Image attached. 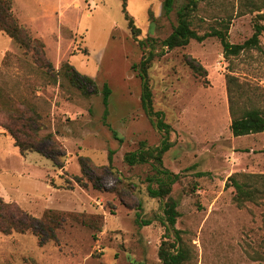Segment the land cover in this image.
<instances>
[{
	"label": "rangeland",
	"instance_id": "1",
	"mask_svg": "<svg viewBox=\"0 0 264 264\" xmlns=\"http://www.w3.org/2000/svg\"><path fill=\"white\" fill-rule=\"evenodd\" d=\"M12 1L19 22L44 43L55 71L67 61L92 77L98 91L85 95L61 74L53 82L31 52L0 32V86L12 99L27 98L37 106L47 125L44 132H52L65 152L61 167L37 152L21 153L0 127V196L35 217L53 208L102 216L103 224L93 230L68 220L55 239L43 244L31 232H0V264H163L161 240L173 236L158 219L163 200L146 191V179L154 172L150 163L123 161L140 143L154 148L162 140L169 143L162 166L179 175L171 196L179 213L181 264H264V196L239 205L229 180L233 176L263 188L264 182L249 176L264 174V134L232 136L226 83L232 75L245 89L264 92V52L249 49L224 58L216 37L191 39L165 52L161 41L171 33L184 0H175L168 15L162 0H126L143 45L131 35L122 0ZM252 1L260 11L249 10L251 0L202 1L192 27L202 33L227 17L228 40L242 43L255 22L264 25V0ZM259 41L264 50V32ZM151 47L147 83L152 108L161 111L168 133L156 127L155 116L141 103L138 65ZM186 57L195 58L206 75L193 73ZM103 83L111 90L108 125L102 120ZM250 98L264 105V95L250 93ZM109 150L112 170L105 166ZM81 158L97 167L101 187L82 175ZM136 213L148 224L136 222Z\"/></svg>",
	"mask_w": 264,
	"mask_h": 264
},
{
	"label": "trees",
	"instance_id": "2",
	"mask_svg": "<svg viewBox=\"0 0 264 264\" xmlns=\"http://www.w3.org/2000/svg\"><path fill=\"white\" fill-rule=\"evenodd\" d=\"M202 1L206 0H184L177 7L176 24L173 26L171 33L161 41L165 52L176 47H184L191 39L202 42L208 37H216L218 39L224 58L237 56L249 49L264 52L259 41L260 34L264 32V25L259 22L253 24L251 36L242 43H232L228 40L231 19L227 17L214 20V23L209 24L204 32L199 33L192 25L194 14L199 10V5ZM125 2L126 0H122V9L128 22V28L138 44L143 45L145 42L137 39L140 29L135 26L133 17L127 13ZM174 3L175 0H162V12L164 15H168L173 10ZM251 4L253 8L251 7L249 10H261V6H255L252 0ZM257 16L261 17V15ZM0 32L13 39L25 51L31 52L34 63H37L40 68L48 70L50 73H46L53 82L61 74L68 83L80 89L85 95L98 91L97 84L92 77L80 74L67 61L62 63L59 69L55 71L51 62L45 57L44 43L42 40L34 37L29 29L19 22L13 10L12 0H0ZM152 57L151 47L149 54H146L144 60L138 65L140 70L139 75L143 80L141 103L149 116H155L156 127L168 133V126L162 119L161 111H154L152 108L151 91L147 83V64ZM185 63L193 73L199 76L206 75V69L195 58L186 57ZM135 66L138 67L137 65ZM226 81L231 116L229 128L232 136L238 137L264 132V105H257L250 98V93H256L259 96L264 95L263 90L260 87L245 89V86L232 75L227 76ZM88 88L90 89L88 90ZM99 91L101 93V103L104 107L102 120L104 124H107V105L111 90L106 83H103ZM242 96L245 98L244 101H242ZM239 102L241 106H239ZM0 127L9 133L14 140V145L18 147L21 153L28 151L37 152L45 158L50 159L55 166H62L65 152L56 141L52 132H44L47 129V125L37 106L27 98L19 97L17 100L12 99L4 92L1 86ZM168 148L169 143L167 140H162L154 148L146 147L145 143L142 142L137 149L126 152L123 161L129 166L150 163L154 173L146 179V191L150 197L163 200L162 215L158 219L165 226L168 236H173L172 241L166 239L161 240L158 257L163 264H181L185 255L182 249L177 246V243L180 241V236L179 230L175 228L179 213L177 211V201L171 196L172 185L179 180V175L162 166V155ZM112 155L113 151L109 150L107 154V165H105L109 170L113 169ZM80 165L82 175L88 178L95 187H101L100 177L96 172L97 167L93 165L91 160L89 158H81ZM197 174L199 175V173ZM249 177L253 178L254 181L264 182V174H253ZM229 180H231L232 186L235 189L234 200L239 205L244 199L254 201L257 198L256 195L264 196V186L262 189H259L257 186L252 187L247 182L237 181L233 176ZM75 181L78 185H83L79 177H75ZM138 217L139 213H136V222L142 225L148 224L147 221L143 223L139 221ZM68 220L77 222L93 230H100L103 224L102 216L53 208H47L42 212L41 216L35 217L15 202L5 201L0 196V232L3 234H11L13 232L23 234L31 232L38 238V242L43 244L48 240L55 239L56 230L62 228Z\"/></svg>",
	"mask_w": 264,
	"mask_h": 264
},
{
	"label": "crops",
	"instance_id": "3",
	"mask_svg": "<svg viewBox=\"0 0 264 264\" xmlns=\"http://www.w3.org/2000/svg\"><path fill=\"white\" fill-rule=\"evenodd\" d=\"M256 134H264V132H262V133H256ZM252 135V134H251Z\"/></svg>",
	"mask_w": 264,
	"mask_h": 264
}]
</instances>
